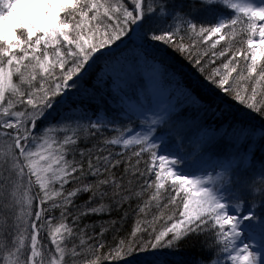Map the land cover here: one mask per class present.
<instances>
[{"label": "snow or ice", "instance_id": "obj_1", "mask_svg": "<svg viewBox=\"0 0 264 264\" xmlns=\"http://www.w3.org/2000/svg\"><path fill=\"white\" fill-rule=\"evenodd\" d=\"M198 2L231 16L208 26L167 0H0V264H115L192 238L212 254L202 264H264V167L259 181L235 161L187 174L158 135L163 126L182 138L167 113L133 128L73 125L65 108L99 59L129 63L124 40L135 34L142 48L180 52L219 94L264 116V0ZM182 94L205 104L192 88ZM258 131L264 140L243 123L224 134L250 149Z\"/></svg>", "mask_w": 264, "mask_h": 264}, {"label": "trees", "instance_id": "obj_2", "mask_svg": "<svg viewBox=\"0 0 264 264\" xmlns=\"http://www.w3.org/2000/svg\"><path fill=\"white\" fill-rule=\"evenodd\" d=\"M167 2L170 11L181 14L191 12V19L208 26L220 17L231 16V11L222 5L205 7L198 0ZM130 35L131 41L127 37L124 40L127 45L124 55L128 57L129 63L125 65L122 59L119 64H110L108 57L99 59L85 81L81 82L79 90L71 93L65 105L67 114L73 117L70 123L87 124L89 121L101 120L111 121L117 126L131 123L133 128H137L140 126V112L145 107L150 110L155 96L162 95L166 104L172 107L168 114L170 123L182 128V138L165 133V129L158 133L165 136L168 154L182 157L192 148L196 153L194 160L200 161L202 167H217L221 171L222 166L235 161L240 165L242 176L249 180L255 177L259 181V174L264 167V140L260 138L259 131L250 149L224 133L232 123H243L264 130V116L223 97L172 47L155 43L142 48L140 39L137 36L133 39L134 34ZM185 86L192 88L205 104L189 106L190 102L182 94ZM217 109L226 112L227 123L217 118ZM221 123H224V128L220 127ZM202 129L204 133H192ZM130 227L131 222L122 232L126 233ZM107 243H113L111 237ZM211 255L203 246V238H192L182 242L178 248L160 250L155 254L133 255L127 260L145 264L158 257L161 264H202ZM127 260L115 264H127Z\"/></svg>", "mask_w": 264, "mask_h": 264}, {"label": "rangeland", "instance_id": "obj_3", "mask_svg": "<svg viewBox=\"0 0 264 264\" xmlns=\"http://www.w3.org/2000/svg\"><path fill=\"white\" fill-rule=\"evenodd\" d=\"M253 2L255 3H259L260 0H253ZM136 35H133V39H135ZM130 67V66H129ZM128 67V68H129ZM152 100H150L149 104L151 103ZM172 109V107L166 104L165 102V97L162 95H156L154 98V101L152 102V104L150 105V110L145 107L141 112H140V125L142 124V121L144 120H149L151 119L154 115H159L162 112H165L167 114H169V111ZM165 129V133H169L167 131L166 128H164L163 126H158V133H161V131ZM185 131L188 130L187 127L184 128ZM192 133H204V130H198V131H192ZM202 136V134L200 135ZM186 155L182 156L183 159V163L181 165V171L185 172V173H189L192 175H198V176H203L206 174H217L220 171L218 170L217 167L215 168H209V167H202L200 166L201 162L200 161H195L194 160V156L196 155V153L194 152V150L191 148L189 151L185 152ZM259 201H257L258 203ZM257 211H259V208L257 207Z\"/></svg>", "mask_w": 264, "mask_h": 264}]
</instances>
